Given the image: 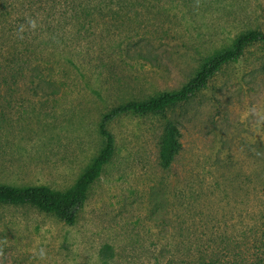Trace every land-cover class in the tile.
<instances>
[{"label":"rangeland","instance_id":"obj_1","mask_svg":"<svg viewBox=\"0 0 264 264\" xmlns=\"http://www.w3.org/2000/svg\"><path fill=\"white\" fill-rule=\"evenodd\" d=\"M136 4L91 39L33 44L19 84L0 89V184L71 189L105 147V114L181 90L239 35L264 32V0ZM169 123L183 148L164 168ZM108 129L115 155L75 225L0 204V264H104L106 245L109 264H264V43L189 102Z\"/></svg>","mask_w":264,"mask_h":264},{"label":"trees","instance_id":"obj_2","mask_svg":"<svg viewBox=\"0 0 264 264\" xmlns=\"http://www.w3.org/2000/svg\"><path fill=\"white\" fill-rule=\"evenodd\" d=\"M137 6L136 0H0V57L9 42L20 45L13 46L15 50L0 60V89L9 85L11 80L12 85L19 84V79L24 77L26 71V58L35 52L32 47L35 42L42 39V42H46L47 39L48 45H57L68 44L71 39L72 42L91 39L101 21L107 24L123 10H134ZM68 26L73 28L67 30ZM257 43H264V32L248 30L230 46L208 57L196 76L181 90L165 92L146 101L132 100L105 114L100 127L106 140L105 147L71 189L61 192L44 185L14 187L0 184V204L33 205L56 215L69 225H75L92 186L115 155V137L108 129L109 124L124 114L163 116L168 109L189 102L207 88L211 79L224 66L239 61L246 49ZM3 70H9L11 76L5 77ZM182 148L179 127L169 123L160 142L159 158L162 167L169 168ZM112 254L111 246L106 245L102 249L104 264H109Z\"/></svg>","mask_w":264,"mask_h":264},{"label":"clouds","instance_id":"obj_3","mask_svg":"<svg viewBox=\"0 0 264 264\" xmlns=\"http://www.w3.org/2000/svg\"><path fill=\"white\" fill-rule=\"evenodd\" d=\"M35 26L34 22H33V27Z\"/></svg>","mask_w":264,"mask_h":264}]
</instances>
